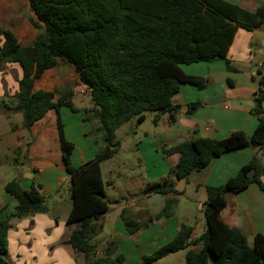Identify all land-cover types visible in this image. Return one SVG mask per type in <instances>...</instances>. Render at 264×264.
<instances>
[{
	"label": "trees",
	"instance_id": "16d2710c",
	"mask_svg": "<svg viewBox=\"0 0 264 264\" xmlns=\"http://www.w3.org/2000/svg\"><path fill=\"white\" fill-rule=\"evenodd\" d=\"M35 16L32 25L39 30L32 44L24 46L10 30L0 27L6 40L0 48V70L17 64L22 70L19 91L10 113H21L24 128L29 130L50 110L58 116L63 165L70 176L74 203L68 218L72 227L69 244L84 264H124L125 256L96 254L95 239L102 230L101 220L109 211L101 163L112 159L119 150L116 131L125 123L145 120L153 113L155 123L165 115L175 123L180 107L173 100L184 84L203 89L206 80L183 72L182 66L200 62L224 61L230 64L229 49L239 29L254 31L264 24V6L250 12L228 0H28ZM67 65L74 69L89 93L93 108L84 110L85 122L96 123L94 131L103 148L95 159L76 168L71 163L74 145L64 133L60 109L78 112L72 103V92L55 102L54 93L34 91V84L47 70ZM255 97L252 113L258 125L251 137L234 132L224 140L192 137L165 150L166 155L179 154L177 166L170 173L177 179L192 171L206 168L214 159L246 147L264 149V77ZM201 103H192L193 114ZM264 165L255 155L237 175L225 184L207 190L203 205L205 232L195 237L193 227L181 225L177 235L151 256L143 255L141 264H155L169 254L189 247L186 264H264V237L257 235L250 245L236 227L225 223L221 212L227 195L238 194L255 184L264 192ZM5 192L18 201L9 210L0 209V264H9L8 232L13 219H23L49 211L39 188L23 190L17 180L5 186ZM148 195L175 194L172 183L155 184ZM175 200L156 216L170 218ZM128 233L133 236L148 224L122 215Z\"/></svg>",
	"mask_w": 264,
	"mask_h": 264
},
{
	"label": "crops",
	"instance_id": "0c3cea01",
	"mask_svg": "<svg viewBox=\"0 0 264 264\" xmlns=\"http://www.w3.org/2000/svg\"><path fill=\"white\" fill-rule=\"evenodd\" d=\"M228 1L250 12H255L259 7L264 6V0ZM32 19H35V16L30 11L28 0H0V27L12 31L19 43L24 46L30 44H24L29 41L24 39L25 35L22 31L31 29ZM35 39L30 40L31 44ZM263 39L264 24L254 31L239 29L228 52L229 65L224 61H215L182 66L185 74L204 78L206 86L201 90L187 84L181 86L180 93L173 100L174 104L180 107L176 122L170 123L167 115L161 118L164 130L157 138L149 139V143H146V153L155 145L157 150V143L163 145L165 151L192 137L224 140L234 132H242L247 137H251L258 125V117L252 113L256 105L255 97L264 77ZM5 43V38L0 36V48H3ZM21 77L22 70L17 64H9L0 71V175L4 173L2 171L4 164L14 165L17 172L22 171L15 179L20 187L25 191L31 190L33 186L38 187L49 211L11 221L12 228L8 232V262L9 264H81L83 259L76 256L73 247L69 244L73 228L67 221L74 203L71 199L70 176L63 165L57 113L55 110H50L27 130L24 128L21 113H10L5 109V106H14L19 91L17 79ZM39 90L54 93L55 102L72 92V103L78 112H73L67 107L60 109L65 137L74 145L71 163L78 168L95 159L103 145L98 149L96 143L88 137L92 130L95 131L97 124L84 121V110L92 109L93 105L88 91L80 85L74 69L70 67L67 70L59 66L45 71L34 84V91ZM262 90L264 91V87ZM197 102L201 103V106L189 115L187 108ZM263 151L264 149L258 151L252 147L234 150L214 159L206 168L196 169L187 178L176 181L174 189L179 193L178 195L146 196L141 201L135 200L132 210L128 209V206H120L122 208L113 213L116 215V222L113 235L106 246L107 250L116 247L114 256L124 255V264H129L131 253L137 250L142 252L143 246L147 245L144 236L150 231L143 230L144 232L140 231L131 236L122 221V215L129 218H134V215H153L156 218L168 201L175 200L177 204L189 185L194 186L198 193L202 189L205 190L207 195V187L225 184L255 155L264 165ZM179 159V154H163L164 169L171 171L177 166ZM165 170H163L164 175ZM107 185L111 186L112 181ZM105 192L109 201L119 202L108 198L106 187ZM226 199L227 204L221 212L223 221L238 228L250 245L257 235L264 237V192L253 184L238 194L227 195ZM204 203H200L201 211ZM17 205L18 201L10 194L0 201V209L6 207L12 210ZM152 209L154 213L151 212ZM109 211L107 214L111 215ZM172 214H177V208H174ZM104 219L101 220L102 225ZM171 219L174 217L166 218V221L174 222ZM154 220L160 225V220ZM163 224L162 230L171 235L167 243L177 235L183 225ZM118 236L129 243V251H125L123 245L119 244ZM96 254H103L98 245Z\"/></svg>",
	"mask_w": 264,
	"mask_h": 264
},
{
	"label": "rangeland",
	"instance_id": "374dc122",
	"mask_svg": "<svg viewBox=\"0 0 264 264\" xmlns=\"http://www.w3.org/2000/svg\"><path fill=\"white\" fill-rule=\"evenodd\" d=\"M31 26V29H24L22 31L23 35H25L24 39L29 41L24 44H31L32 41L30 42V40L35 39L39 34V30L32 24ZM60 67L67 70L70 68V66L67 65H61ZM9 71L14 72L12 70ZM82 95L84 96V94ZM167 118L169 120V116ZM153 119V113H146L143 122L133 119L123 124L116 131V141L120 146L118 153L112 159L105 160L101 163V171L105 180L108 198L120 202V204L119 202H111L109 208V213L111 215L106 213L107 215L105 214L103 216L102 219H105L101 233L92 241L93 244L99 246L103 254L109 251L106 246L114 232L113 227L115 226L116 215H113V213L115 211L117 212L120 208L127 206L129 207L128 209L132 210V205L135 204V200L141 201L144 197L150 196L147 194V189L152 185L164 184L165 182L174 185V183L178 181L168 169H164L165 166L162 162L163 154H165L163 145L157 143V150L155 149V145L154 147L152 146L151 150L149 149L150 152L148 151V153H146V143H149V139L157 138L164 130V123L161 122V120L155 123ZM88 137H90L96 143L95 146L100 149L102 141L97 140L93 130L88 134ZM147 138L148 140H146ZM82 142L84 141L82 140ZM148 160L150 161L148 162ZM14 167V165H3L2 171L4 173L0 175V201L4 200V197L7 195L4 187L7 182L17 179L19 177V172H22H17ZM163 170L166 172L165 175ZM110 181H112V187L107 185ZM262 181L264 182V177ZM205 192L206 191L202 189L198 193L194 186L189 185L184 191V195L181 196L180 201L177 202V204L175 201L172 206L171 211L177 208V214L173 215L174 219H171L174 222L166 221V218H163V220H160V225H157L154 220L156 218H154L153 215H134V218L138 221L148 224V227L144 231L150 232L144 236V241L147 245L143 246L144 249L142 252L137 250L131 253L132 258L129 264H138V262H141V257L143 255L151 256L158 248L167 243L171 235L162 230L161 225H164L163 223H168V225L176 223L189 225L194 228L195 237H200L206 229L203 213L200 210V203L207 200ZM151 212L154 213L155 211L152 209ZM153 225L154 227H152ZM117 241L119 244L121 243L123 245L125 251H129L130 246L125 239L118 236ZM192 248L194 250L200 249V247H189L186 250L169 254L155 264H186V253ZM139 256L140 259H138ZM7 261H9L8 257ZM81 264H84V261Z\"/></svg>",
	"mask_w": 264,
	"mask_h": 264
},
{
	"label": "water",
	"instance_id": "95a60500",
	"mask_svg": "<svg viewBox=\"0 0 264 264\" xmlns=\"http://www.w3.org/2000/svg\"><path fill=\"white\" fill-rule=\"evenodd\" d=\"M262 45H264V39L262 41ZM117 248L116 247H111L109 251L106 253V256H112L116 252Z\"/></svg>",
	"mask_w": 264,
	"mask_h": 264
}]
</instances>
